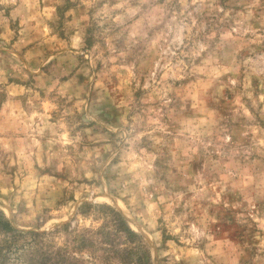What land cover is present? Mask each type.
<instances>
[{"label":"rangeland","instance_id":"1","mask_svg":"<svg viewBox=\"0 0 264 264\" xmlns=\"http://www.w3.org/2000/svg\"><path fill=\"white\" fill-rule=\"evenodd\" d=\"M86 203L152 264H264V0H0V211L111 226Z\"/></svg>","mask_w":264,"mask_h":264},{"label":"trees","instance_id":"2","mask_svg":"<svg viewBox=\"0 0 264 264\" xmlns=\"http://www.w3.org/2000/svg\"><path fill=\"white\" fill-rule=\"evenodd\" d=\"M91 210L112 218L111 226L80 230L69 223L50 233L20 232L0 211V264H83L85 260L77 256L82 257L83 253L89 254L94 262L101 259V254L104 263L117 259L121 264H152L144 238L129 226L119 211L108 205L86 203L80 214L84 217ZM60 233L70 236V241L64 249L51 254L49 238ZM69 250H75L74 256L70 257Z\"/></svg>","mask_w":264,"mask_h":264}]
</instances>
